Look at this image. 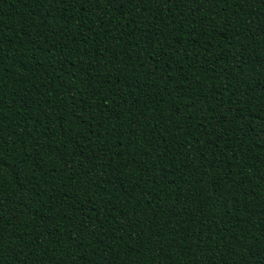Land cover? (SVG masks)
<instances>
[{
    "label": "trees",
    "instance_id": "16d2710c",
    "mask_svg": "<svg viewBox=\"0 0 264 264\" xmlns=\"http://www.w3.org/2000/svg\"><path fill=\"white\" fill-rule=\"evenodd\" d=\"M0 264H264V0H0Z\"/></svg>",
    "mask_w": 264,
    "mask_h": 264
}]
</instances>
